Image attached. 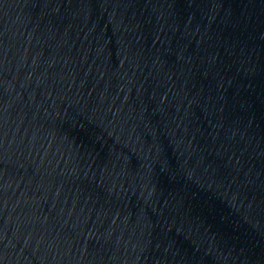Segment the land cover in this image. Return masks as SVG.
I'll return each mask as SVG.
<instances>
[{
  "label": "water",
  "instance_id": "95a60500",
  "mask_svg": "<svg viewBox=\"0 0 264 264\" xmlns=\"http://www.w3.org/2000/svg\"><path fill=\"white\" fill-rule=\"evenodd\" d=\"M0 264H264V0H0Z\"/></svg>",
  "mask_w": 264,
  "mask_h": 264
}]
</instances>
